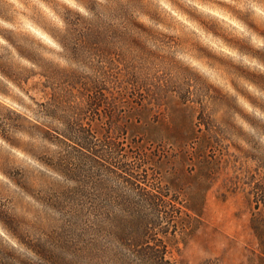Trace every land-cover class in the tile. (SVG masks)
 <instances>
[{
  "label": "clouds",
  "instance_id": "clouds-1",
  "mask_svg": "<svg viewBox=\"0 0 264 264\" xmlns=\"http://www.w3.org/2000/svg\"><path fill=\"white\" fill-rule=\"evenodd\" d=\"M118 71L186 100L222 145L264 162V0H0V253L11 264H49L42 248L63 264H147L120 224L152 202L122 159L75 134L88 98L68 78L118 89ZM82 158L79 178L64 170ZM205 224L182 249L189 264H218L229 247L218 230L198 240Z\"/></svg>",
  "mask_w": 264,
  "mask_h": 264
},
{
  "label": "rangeland",
  "instance_id": "rangeland-1",
  "mask_svg": "<svg viewBox=\"0 0 264 264\" xmlns=\"http://www.w3.org/2000/svg\"><path fill=\"white\" fill-rule=\"evenodd\" d=\"M115 78L121 81L118 89L109 86L98 87L79 82L72 77L68 78L74 93L86 97L103 95V103L100 106L86 115L80 114L79 117L78 123L87 126L92 134L90 152L99 150L109 159L122 160L127 157L125 150L137 156L141 152L149 151L168 155L169 158L162 162L159 161L162 154L157 158L159 167L157 163L142 166L140 176L147 175L158 184L161 181L159 172L162 171L166 179L180 187H186V190H189L188 186L194 189L198 187L204 197L199 225L206 223V230L196 238L207 243L215 230L223 232L229 238L228 249L218 254V264H234L238 258H247V264H264L259 260V257L264 255V200L257 201L255 197L257 185H264V162L251 167L248 161L253 157L250 154L235 155L228 146L222 145L211 134L208 121L202 115L196 114V110L186 100L169 99L167 94H161L159 89L152 91L131 74L121 77L118 71ZM105 112L111 113L112 118L107 119ZM128 115L137 124V127H132L130 131L136 134L134 137L138 142L147 136V128L152 124L155 138L153 141L144 142L143 151L129 146L125 131L119 130L124 127L123 124L127 120L125 116ZM111 119L116 124L109 132ZM107 136L120 144V150L114 154L115 158L106 155L104 142L108 139ZM205 139L209 140L208 143H205ZM165 141H170L177 151L166 149ZM205 154L210 163L203 161ZM134 161L131 160L132 163ZM166 221L167 219H164L165 225ZM125 225L122 222L120 227ZM198 232L199 226L190 235L185 236L184 240L175 239L171 242L167 256L172 264H189L188 258L182 255V249L187 247L188 239ZM223 243L222 240L217 241V247H221ZM41 251L49 259V264H63L61 257L43 248ZM0 264L11 262L0 253Z\"/></svg>",
  "mask_w": 264,
  "mask_h": 264
},
{
  "label": "trees",
  "instance_id": "trees-1",
  "mask_svg": "<svg viewBox=\"0 0 264 264\" xmlns=\"http://www.w3.org/2000/svg\"><path fill=\"white\" fill-rule=\"evenodd\" d=\"M85 88L88 89L89 87ZM101 95L87 97V111H81L80 114L86 115L87 112H93L97 106H100L103 103V95ZM105 117L109 119L112 118V115L111 113L107 114L105 112ZM125 118L127 120L123 124L124 127L119 128V130L125 131L129 146L143 151L145 149L144 142L153 141L155 138L152 124H147L150 125L147 128V136L141 138L142 141L138 142L134 137L136 134H132L130 131L132 127L136 128L137 124L133 122L130 115L125 116ZM115 124L112 119L109 121V132L115 127ZM76 128L77 131L75 134L77 138L90 151L92 144L90 129L82 123H77ZM80 129H84L85 131L81 132ZM208 141L205 139V143H208ZM104 144L106 146V155L115 158L114 154L120 150V144L112 140L111 137H108ZM124 152L127 157L123 161L126 163L128 171L138 178L137 183L141 185L145 197L152 202V209L149 213L142 214L138 206L131 205L132 211L138 212L133 213L134 219L124 222L126 225L120 227L121 232L124 236L136 241L143 248L145 255L149 258L147 264H172L167 256L169 252L168 246L176 239L180 232L182 233L181 239L184 240L185 236L190 235L199 226L201 220L200 210L204 202V197L201 191L199 192L198 187L194 189L188 186L187 188L189 190H186V187H180L176 183H172L166 179L162 171L159 172L161 181L158 184L150 180L147 175L140 176L142 166L151 163H157V166H160L157 158L159 159L162 153L155 154L149 151L146 153L141 152L137 156L131 155L127 150ZM130 157H134V159H131L135 160L133 163L128 159ZM203 157L205 158L203 159L204 162L210 163L209 160H206V154ZM168 158V155L162 154L159 161L162 162ZM84 163H86V160L82 158L80 166L76 168L65 167L64 170L69 175L79 177L85 173ZM255 197L257 201L260 199L261 201L264 200V185H257ZM164 219H167V225L164 224ZM132 264H137V262L133 260Z\"/></svg>",
  "mask_w": 264,
  "mask_h": 264
},
{
  "label": "crops",
  "instance_id": "crops-1",
  "mask_svg": "<svg viewBox=\"0 0 264 264\" xmlns=\"http://www.w3.org/2000/svg\"><path fill=\"white\" fill-rule=\"evenodd\" d=\"M237 260L238 261L237 262L235 261L234 264H247L246 263L247 258H238ZM241 260H245V261H241ZM259 260H262L264 262V256L259 257Z\"/></svg>",
  "mask_w": 264,
  "mask_h": 264
}]
</instances>
